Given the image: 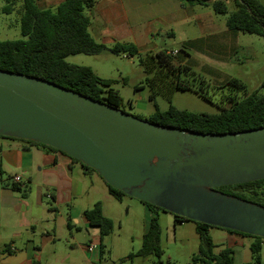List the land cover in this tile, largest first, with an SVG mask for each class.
Listing matches in <instances>:
<instances>
[{
	"label": "water",
	"instance_id": "1",
	"mask_svg": "<svg viewBox=\"0 0 264 264\" xmlns=\"http://www.w3.org/2000/svg\"><path fill=\"white\" fill-rule=\"evenodd\" d=\"M0 136L54 148L175 216L264 239V206L217 190L264 180V127L202 133L161 126L0 69Z\"/></svg>",
	"mask_w": 264,
	"mask_h": 264
},
{
	"label": "trees",
	"instance_id": "2",
	"mask_svg": "<svg viewBox=\"0 0 264 264\" xmlns=\"http://www.w3.org/2000/svg\"><path fill=\"white\" fill-rule=\"evenodd\" d=\"M37 0H4V13L13 11L20 4V34L22 39L0 40V69L15 73L42 78L58 86L73 90L77 93L121 109L122 98L117 91L111 88L110 80L101 79L86 66L72 65L65 61L71 55L98 56L109 52L113 55L136 57L145 74L144 86L149 91L148 99L153 102L156 95L167 99L173 90H184L186 85L180 81V72L183 67L175 65L173 55L168 50L140 53L132 43L116 42L111 47L100 44L88 32L89 19L84 11L90 9L95 0H64L55 10L40 9ZM234 9L227 15L225 25L230 30L256 34L264 38V0H230ZM210 5L214 12L227 14V0H180V5ZM238 88H243L239 83ZM264 88V81L261 85ZM230 106L222 108L217 114H195L185 110L169 107L165 111L154 110L145 120L161 126L188 129L202 133H227L264 127V92L262 94L247 95L240 100L230 99ZM0 138H9L0 136ZM19 140L15 138H9ZM31 145L40 146L58 151L32 141L20 140ZM80 163L79 161L73 159ZM88 171L95 172L80 163ZM2 174L0 164V175ZM105 183V182H104ZM109 195L121 201L125 196L121 191L105 183ZM264 180L250 183L224 186L218 191L234 194L257 204L264 205ZM11 190L20 193L25 198L28 187L20 188L19 184H10ZM260 201V202H259ZM152 212L161 208L143 203ZM169 213V212H167ZM171 214V213H169ZM90 226L98 228L100 238L99 254L102 258L105 253L102 239L111 234L113 222L102 215L101 204L96 202L90 209L83 212ZM174 221H190L171 214ZM195 224L199 237L198 254L192 262L202 264H232V257L228 250H222L218 255L213 253V244L207 233L209 228H219L200 222ZM228 232L238 233L229 229L219 228ZM160 226L156 217L150 221L147 232L143 235L140 249L128 258L154 256L153 264H161L162 249L160 245ZM255 239L250 246L252 261L259 263L260 237L238 233ZM251 264V263H245Z\"/></svg>",
	"mask_w": 264,
	"mask_h": 264
},
{
	"label": "rangeland",
	"instance_id": "3",
	"mask_svg": "<svg viewBox=\"0 0 264 264\" xmlns=\"http://www.w3.org/2000/svg\"><path fill=\"white\" fill-rule=\"evenodd\" d=\"M170 1L174 3V0H165L163 4H152L146 8L150 15L144 17V21L155 22L153 27L158 29L153 37L157 45L154 52H173L174 64L183 67L180 81L186 85V89L173 90L169 99L156 95L153 102L148 100L145 74L136 57L106 52L98 56L71 55L65 61L89 67L99 78L112 81L111 88L122 98L121 109L143 120L154 110L165 111L170 106L195 114H217L222 108L230 106V99L240 100L247 95L264 92V88H261L264 81V38L226 27V17L234 9L232 1L227 0L228 13L225 15L214 12L210 5L182 2L179 16L174 21L164 23L163 16L168 17L170 10L179 8L180 0L173 6ZM176 4L177 7H174ZM4 6V0H0V40L22 39L20 4L10 13L2 11ZM237 83L243 88H238ZM143 96L146 98L139 100ZM157 212L162 263L167 264L169 257L176 260V264L186 263L185 248L192 242H199L198 234L192 229L194 223L187 221L188 224L176 226L175 230L173 216L160 210ZM104 215L112 220L113 229L102 239L105 253L100 264H152L156 261L154 256L128 258L129 254H134L141 247L143 209L140 201L127 195L119 202L110 198L108 203L104 201ZM261 254L259 264H264V250ZM76 258L81 261L83 255L76 253Z\"/></svg>",
	"mask_w": 264,
	"mask_h": 264
},
{
	"label": "crops",
	"instance_id": "4",
	"mask_svg": "<svg viewBox=\"0 0 264 264\" xmlns=\"http://www.w3.org/2000/svg\"><path fill=\"white\" fill-rule=\"evenodd\" d=\"M63 1L37 0L36 4L40 9L53 11ZM164 2L95 0L85 11L89 19L88 32L94 41L106 47L116 42L132 43L140 53L154 52L157 45L153 37L158 29L153 27L155 22L144 21V17L150 15L146 8ZM176 2L178 0H174ZM170 3L174 5L173 1ZM178 7L176 11L170 10L168 17L163 16L164 23L179 16L180 2ZM0 164V264H100L98 228L90 226L83 215L99 202L105 217L104 201L108 203L110 198L114 199L100 176L59 151L9 138H0ZM14 176L20 177L21 189L28 187L25 198L9 187ZM142 209L141 240L151 219L159 218L158 212H152L144 204ZM186 224L187 221L177 223L173 219V229ZM192 229L196 233L195 224ZM207 233L215 255L228 250L232 264L261 262L264 240L260 242L259 263H254L250 250L254 238L219 228H209ZM198 247L199 242H192L185 248L184 264H202L192 262ZM76 253L83 255L81 261L77 260ZM176 262L171 257L167 259V264Z\"/></svg>",
	"mask_w": 264,
	"mask_h": 264
},
{
	"label": "built area",
	"instance_id": "5",
	"mask_svg": "<svg viewBox=\"0 0 264 264\" xmlns=\"http://www.w3.org/2000/svg\"><path fill=\"white\" fill-rule=\"evenodd\" d=\"M170 54L173 55V52H170ZM10 183H11V184H12V183H14V184H18V183H20V177H19V176H14L13 178H11ZM48 197H49V196H48Z\"/></svg>",
	"mask_w": 264,
	"mask_h": 264
}]
</instances>
